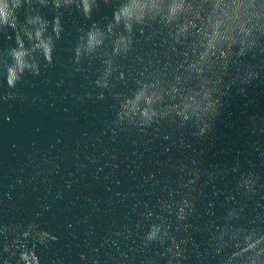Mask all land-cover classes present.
<instances>
[{
  "label": "water",
  "instance_id": "1",
  "mask_svg": "<svg viewBox=\"0 0 264 264\" xmlns=\"http://www.w3.org/2000/svg\"><path fill=\"white\" fill-rule=\"evenodd\" d=\"M13 2L0 264H264V0Z\"/></svg>",
  "mask_w": 264,
  "mask_h": 264
},
{
  "label": "clouds",
  "instance_id": "2",
  "mask_svg": "<svg viewBox=\"0 0 264 264\" xmlns=\"http://www.w3.org/2000/svg\"><path fill=\"white\" fill-rule=\"evenodd\" d=\"M20 3V0H14L13 2V7H17ZM4 25H10L11 27L15 28V23H14V16L12 14V12L8 11L7 9V4L5 3V0H0V27L4 26ZM256 44V40L252 37L246 44L244 42H241L239 45L236 44L235 41H233V45L232 46H239V55H244L246 49H251L252 47H254ZM223 52H221L220 55H222ZM211 68V67H209ZM204 72V70H202ZM39 74V69L36 70L35 75ZM97 86L100 87V83L99 81L96 82ZM16 84L14 82L9 83L8 87L9 88H13ZM108 84L105 83L103 85V88H107ZM101 99H103V95L101 94L100 96ZM208 99V91L206 90L202 100H201V105H203L205 103V101ZM201 105L194 111L192 112H185L183 113V120L184 121H188L191 117L195 116L197 119L200 118V112H201ZM163 114V113H162ZM159 114L157 115L156 113H153L152 115H148L147 113H141L140 116L133 118L130 117L128 115V113L126 111H120L117 114V119L119 121H124L127 120L129 123H133L135 124L137 121H139V123L142 126H150L157 118L158 116L162 115ZM166 115V114H163ZM250 181H244L245 186L247 187L249 185ZM169 211H171V208L169 207ZM182 212L183 209L180 210V214L177 215V219H182ZM149 215H151V213H149ZM163 228V230H162ZM161 227H156L153 230L149 231L147 236H146V241L147 242H154V241H159L160 243H163V236L167 235V232L165 231L166 226H162ZM163 233V235H162ZM256 243H259V241H257ZM256 243L253 244H249L248 248L244 249V251H248L249 248H255L256 247ZM253 264H255V262H253Z\"/></svg>",
  "mask_w": 264,
  "mask_h": 264
}]
</instances>
